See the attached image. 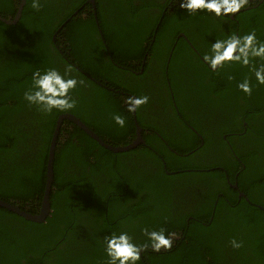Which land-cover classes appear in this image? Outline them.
<instances>
[{
    "label": "trees",
    "instance_id": "obj_1",
    "mask_svg": "<svg viewBox=\"0 0 264 264\" xmlns=\"http://www.w3.org/2000/svg\"><path fill=\"white\" fill-rule=\"evenodd\" d=\"M37 3L27 0L16 24L0 20V198L40 212L65 113L112 145L133 141L139 125L144 143L113 151L64 119L52 212L35 222L0 206V264H105L106 236L126 231L139 244L142 229L161 228L172 247L149 248L138 264H264V84L247 66L212 71L201 59L233 32L255 31L264 42V0L231 19L189 14L180 0ZM19 4L0 0V15L15 16ZM146 52L154 62L141 73ZM66 65L82 81L70 90L72 109L45 113L24 99L34 71ZM246 76L251 95L236 87ZM150 89L160 94L153 109L128 112L124 94Z\"/></svg>",
    "mask_w": 264,
    "mask_h": 264
},
{
    "label": "clouds",
    "instance_id": "obj_2",
    "mask_svg": "<svg viewBox=\"0 0 264 264\" xmlns=\"http://www.w3.org/2000/svg\"><path fill=\"white\" fill-rule=\"evenodd\" d=\"M249 3V0H180V8L186 9L189 14L197 10L213 14L215 17L231 19L230 14H236ZM31 7L39 8L37 0H32ZM254 58L264 61V42L258 40L255 31L244 34L233 32L222 38H216L211 43L208 52L201 57L203 63L212 71L223 68L226 63H237L249 67L257 84H264V63L253 64ZM72 66L66 65L63 72L55 67L44 70L37 69L32 73L31 83L24 92V99L45 113L54 109L64 111L75 106V100L70 90L82 83L76 76L71 75ZM228 79H233L228 76ZM236 87L245 94L251 95L252 84L246 76L238 81ZM146 96L130 94L127 96V111L134 112L140 105L147 102ZM113 121L120 127L125 126V118L113 114ZM147 237L146 242L136 243L126 231L113 232L104 238L105 264H138L141 253L147 249L159 252L163 247H172L171 234L166 235L163 228L159 230L142 229ZM231 244L239 248L240 242L233 239Z\"/></svg>",
    "mask_w": 264,
    "mask_h": 264
},
{
    "label": "water",
    "instance_id": "obj_3",
    "mask_svg": "<svg viewBox=\"0 0 264 264\" xmlns=\"http://www.w3.org/2000/svg\"><path fill=\"white\" fill-rule=\"evenodd\" d=\"M26 2H27V0H20V4H19L18 10H17L15 16L4 17V16L0 15V20L7 23V24L18 23V21L22 17V12H23V9H24ZM89 2L93 5L94 8L96 7L95 0H89ZM231 16H232V18H234L235 14H232ZM66 22H64V24ZM64 119H70L75 124H77L81 129H83L87 134H89L92 138L96 139L103 146H105V147H107L113 151H129V150L134 149L141 142H144V139L141 135V136H138L137 139H135L134 141H131V142L124 144V145L109 144L100 135H98L92 128H90L86 123H84L81 118H79L78 116H76L73 113H65L59 117L58 122H57V126H56V130H55L53 137H52V140H51L49 155H48V163H47V180H46V186H45V191H44V195H43L42 206H41L40 212L38 214L30 213L18 205L13 204L11 202H8V201L0 198V206L1 207L7 208V209H9V210H11L17 214H20L28 220H32L35 222L46 221V219L48 218V216L52 212L51 191H52V186H53V182H54V161H55V154H56L57 143H58V135H59L60 128L62 126ZM140 127L141 126L138 125V128H137L139 135L141 133ZM233 186L238 188V183L237 182L234 183ZM239 195L241 197L245 196L244 193H240Z\"/></svg>",
    "mask_w": 264,
    "mask_h": 264
},
{
    "label": "flooded vegetation",
    "instance_id": "obj_4",
    "mask_svg": "<svg viewBox=\"0 0 264 264\" xmlns=\"http://www.w3.org/2000/svg\"><path fill=\"white\" fill-rule=\"evenodd\" d=\"M95 9V8H94ZM180 35H182V36H184V33H181ZM153 56L154 55H152V54H150L149 52H146V54L144 55V57H143V59L142 60H140V62H138L137 63V65H139L140 66V72L142 73L145 69V65H146V60L147 59H151V61H152V59H153ZM154 61H152V63H153ZM157 73H159V74H161L160 73V71L159 72H157ZM159 77H158V81H160L161 80V77H160V75H158ZM168 85H169V88L172 90V85L170 84V82H169V80H168ZM158 89V88H157ZM159 91L157 90V91H155V90H152V89H150V90H147V91H143V92H141V96H146L148 99H147V102L145 103V104H142V105H140L137 109L139 110V109H141V110H143L144 108H152V107H154L155 105H150V104H152V103H154V101L156 100V99H159V97H160V94L158 93ZM130 94H132V93H125L124 95H130ZM134 95V94H133ZM126 100H127V97L125 98V105H127L126 104ZM156 108H159L158 107V103H157V105H156ZM137 109L134 111V113L137 111ZM153 109V108H152ZM141 128V133H140V135H139V132H138V129L136 130V135H135V138H134V140L135 139H137V137L138 136H141L142 135V137H143V128L142 127H140ZM194 128V127H193ZM133 140V141H134ZM141 143H144V142H141ZM140 143V144H141ZM139 146V145H138ZM137 147V146H136ZM135 147V148H136ZM236 183V182H235ZM230 184H231V186L234 188V189H237L238 190V188L237 187H234L233 186V184L234 183H231L230 182Z\"/></svg>",
    "mask_w": 264,
    "mask_h": 264
}]
</instances>
